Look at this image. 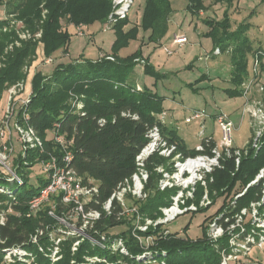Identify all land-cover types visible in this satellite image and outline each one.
I'll return each instance as SVG.
<instances>
[{
    "label": "trees",
    "instance_id": "16d2710c",
    "mask_svg": "<svg viewBox=\"0 0 264 264\" xmlns=\"http://www.w3.org/2000/svg\"><path fill=\"white\" fill-rule=\"evenodd\" d=\"M43 1L46 0H0V6L5 7L7 15L0 21V60L3 62L0 67V98L9 85L26 78L24 66L29 64L34 53L36 54L38 43L33 37L5 53L7 44L18 38L15 31L3 30L11 20L10 14H16L33 33L42 28L44 51L50 56L61 49L68 51L72 37L70 31L61 25L63 18H67L69 24L76 26L91 25L97 21L106 23L113 8L112 0H47L49 14L42 20L40 4ZM144 7V28L151 31L150 40H159L167 30L172 10L171 0H146ZM189 8L199 13L204 9L203 0H189ZM128 17L114 25L118 37L112 53L107 55L113 54L115 59H108L105 54L97 59L60 63L50 76L41 70L35 73L32 79L33 93L29 104L28 122L44 139L45 151L31 149L26 156L21 153L15 161L21 165L24 164L23 161L39 163L49 159L51 155L58 156L62 161L64 148L55 139V135H62L67 141H71L67 147L73 154L70 165L85 180L94 179L99 186V193L85 204V209H98L101 211V217L91 222L85 231L87 236L99 240L105 235L107 245L94 244L91 239L84 237L85 240L78 251L73 253L72 244L78 238L76 235L70 236L63 242V256L56 264H83L86 262L85 253L106 257L113 264H147L135 258L146 250V245L139 242L136 234L143 237L152 236L155 242L150 249L166 250V259L171 264H218L221 256L208 241L207 228L204 237L195 240L179 238V234L171 230L167 232L165 223L149 225L146 231H142L132 224V218L121 214L123 208L117 201L114 202L110 214L103 208V203L114 193L120 182L136 173V158L147 144V132L152 126L159 125L163 135L169 142L177 144L178 151L184 157L198 153L196 148L188 149L184 146L181 139L173 134V130H170L171 135L168 134L167 127H164L165 121L161 118V114L165 112L161 103L163 98L152 90L139 89L138 85L132 82L131 74L138 64L136 59H145L142 52H136L126 58L119 57V49L137 33L136 26L124 31V26L129 22ZM52 59L50 63L55 60ZM145 62V74L156 75L159 79L161 74L155 71L152 63L147 58ZM233 79L238 83V87L230 89V93H242L239 86L244 81L243 76L238 75ZM72 99L74 100L71 101ZM77 102H82L83 107L79 109L75 104ZM52 132L54 136L50 138L49 134ZM262 138L264 141V133ZM254 150L251 148L248 155L242 156L238 168L235 156L232 155L233 157L226 160L225 168L215 172V183L211 184L224 189V193L231 192L240 181V188L236 192L241 191L264 166V143L258 152ZM207 152H211L210 147H207ZM172 157L156 152L146 160L149 178L145 183V191H150V194L144 201H136L140 203L138 211L141 223H146L147 219L156 221L164 217L162 208L170 206L173 202L172 196L178 192L177 186L161 190L158 185L163 173L156 168ZM0 180L9 181L1 171ZM47 183L46 178L40 179L39 185H28L23 178V183L12 189L2 185L0 181V186L10 190L0 191V213L3 212L5 216L4 223L0 222V264L6 250L15 247L34 250L40 264H50L39 246L44 245L46 248L51 244L48 226L57 223L58 219L49 213L50 203H45L38 213L28 216L30 200L39 194ZM258 191L259 186L249 188L246 194L237 200L234 211L248 206L249 202L257 197ZM52 203L55 204L56 216L64 218L74 208L73 204H65L57 196L52 197ZM226 205L225 201L223 210ZM137 217L138 213L133 219ZM80 219L82 224L83 218ZM118 224H128L130 227L117 235H109V229ZM115 238H123L129 249L128 255L119 250L113 251L110 246ZM225 241L221 240V243ZM209 250L210 254L206 259H199L193 254L194 251L196 254L202 251L207 255ZM173 255L177 257V262L172 259ZM75 258L77 261L72 263Z\"/></svg>",
    "mask_w": 264,
    "mask_h": 264
},
{
    "label": "rangeland",
    "instance_id": "374dc122",
    "mask_svg": "<svg viewBox=\"0 0 264 264\" xmlns=\"http://www.w3.org/2000/svg\"><path fill=\"white\" fill-rule=\"evenodd\" d=\"M46 1L40 4L42 20H45L49 14ZM144 6H146V0H135L132 7H130L128 17L130 22L125 25L124 31L136 26L137 33L128 40L126 45L119 49L118 55L121 58H126L136 52H142L143 57L145 56V59L147 58L152 63L155 71L159 75L161 74L159 79L156 75L140 74L139 67L134 69L131 77L134 79L132 80L134 84L152 90L163 98L161 103L166 112L164 127H167L168 134L171 135L170 130H173V134L181 139L184 146L188 149H195L196 144L202 141L199 135L201 127L198 122H187L186 117L192 115L195 109H200L211 114L207 121L206 135L216 128L218 141L221 138V130L212 120V118H215L212 114L216 113L217 115L223 111L230 114L236 123L233 133L235 145L244 147L246 144L241 158L248 155L251 148L258 152L264 143L262 141L263 134L261 136L262 140L261 138L259 140V147L254 148L252 144L255 137H257L254 125L256 120L254 121L252 114L243 111L248 102V105L257 103L258 100L264 103V90H260L258 86V84L264 86V0H203L204 9L199 13L193 12L189 8V0H171L172 10L169 14L167 30L159 40L153 41L149 37L151 31L146 30L143 25ZM6 16L5 7L0 6V21L5 19ZM9 18L11 20L3 30L15 31L18 38L7 44L5 53L16 46H21L24 40L34 37L38 41L36 54L34 53L32 60L28 62L29 64L24 66L27 73L25 80L27 81L28 90L32 89L33 75L38 70L50 76L60 63H69L79 59L82 61L97 59L102 54H111L118 37L116 29L109 30L114 28L115 24L97 21L91 25H82L81 30L76 25L71 26L67 18H63L60 21L61 25L70 31L72 37L68 51L64 52L61 49L49 56L44 51L43 30L41 27L33 33L22 19L17 18L16 14H10ZM101 25H104V27L97 29ZM175 34H186L189 41L183 46L174 45ZM164 47H169L173 54H169ZM99 50L104 53L99 54ZM52 58L55 59L54 62L46 64V61ZM257 59L258 63L256 65ZM140 65L144 66L143 64ZM1 66H3L2 60H0ZM238 75H242L244 78L243 83L239 86L242 93L232 94L229 90L238 87V83L233 79ZM253 79H255V82L251 86L250 92L246 94V85ZM11 86L9 85L3 91L0 98V120L6 112L8 89ZM253 107H251L252 111L256 109ZM242 113L247 115V120L245 117L243 120L241 119ZM53 134V132L50 133L49 137H53ZM14 139V152L9 161L17 167L19 162L15 159L23 153V149L20 141L17 140L18 136L16 134ZM231 157L233 156L223 154L222 158L218 160L220 161L219 165L215 166L211 173H203L207 179L206 184L199 179L189 188L184 189L186 195L188 190L195 191L194 197L189 198L190 202L199 203L206 191L212 199L217 201L207 208L200 209L197 212H185L175 220L165 223L164 226L168 230L178 233L179 238L195 240L204 237L211 217L222 211L225 201L226 204L229 203L240 188V181L231 192L222 193L224 189H219L215 184L212 185L215 183V172L224 169L226 160ZM186 159L187 156L178 155L170 158L163 165L165 171L169 173L170 184L173 183L168 188L177 186L178 191L182 189L181 182L179 179L177 180L179 169L174 161H185ZM17 171L28 182V185H39L40 179L47 178V174L40 163H33L31 166H19ZM188 176L189 174L185 177ZM0 181L2 185L12 189L17 188L19 184L18 182L6 180ZM148 194H150V191H148ZM146 198L142 200L144 201ZM136 201V198L127 199L128 212L126 215H128V218H132V224L139 228L142 225L140 218L133 219V216L139 213L140 203L138 204ZM136 208L138 212L135 210ZM65 217V219H58L57 223L52 226H48L51 244L46 248L41 244L39 246L40 251L49 259L50 264H56L62 258L63 242L68 237L76 235L78 238L72 244L73 253L78 251L86 238L91 239L87 236L86 227L80 224L81 216L78 213L70 212ZM129 227L128 224H118L109 229L108 234L117 235ZM34 241L36 242V239ZM78 241L77 249L74 250V244ZM113 251L116 250L113 249ZM251 252L250 257L252 259L264 255V250L259 248H255ZM196 253L193 252L197 255V258L206 259L210 254V250L206 252L207 255H204L202 251ZM85 254L91 256L88 253ZM37 256L34 250L15 247L12 251L6 250L1 264H40ZM172 259L175 261L177 257L173 255ZM76 261L75 258L72 263ZM108 261L111 262L109 259ZM232 264H235V262H232Z\"/></svg>",
    "mask_w": 264,
    "mask_h": 264
},
{
    "label": "built area",
    "instance_id": "2783aa9c",
    "mask_svg": "<svg viewBox=\"0 0 264 264\" xmlns=\"http://www.w3.org/2000/svg\"><path fill=\"white\" fill-rule=\"evenodd\" d=\"M135 0H112L113 8L109 15L108 22L111 24H116L118 21L123 20L128 17L130 7H132ZM81 30L82 28L79 27ZM189 41L186 34H175L173 39V44L178 46H183ZM169 54H173V51L169 47H164ZM102 54L100 57H103ZM108 59H115L113 55H106ZM52 59L46 61V63L51 62ZM137 63L145 65L144 58H137ZM258 59L256 60V65ZM257 71V68L255 67ZM255 82V79L251 80L245 89V93L250 92L251 86ZM260 90H264V86L258 84ZM141 89L140 86H138ZM33 89H27V81L25 79L17 82L8 89V97L6 103V112L4 117L0 120V171L2 174L11 182L23 183V178L18 173L19 164L17 167L9 161L14 149V135L18 136L20 145L22 147L23 155L26 156L28 150L39 149V151H45V141L40 136L38 131L30 124V113L29 104L32 101ZM249 103V102H248ZM245 106V112L252 114L254 121L256 120L255 129L256 135L254 143L252 144L254 148H258L260 145V138L264 131V103L260 100L257 103ZM79 106V109L83 107L82 102L75 103ZM255 105V106H254ZM256 108L254 111L251 107ZM252 111V112H251ZM166 112L161 114L163 121L166 119ZM209 114L206 111L200 109H195L192 115L186 118L187 122H191L196 119L204 120ZM216 121L218 124V129L221 130V138L218 142L212 136H205V125L203 124L200 131V136L202 137L201 143L196 146L197 154L192 156H187L185 161H174L175 165L178 167L177 176H180L184 180H179L182 189L178 193L172 196L173 202L168 207H163L162 211L164 217H160L156 221L147 219L146 223H142L139 229L146 231L149 225H157L159 223H168L175 220L181 214L185 212H197L201 208L209 207L216 201L212 199L206 191L203 195L202 200L199 203L189 202V198H193L195 191L188 190L186 195L184 189L189 188L190 185L196 183L199 179L206 184L205 173H211L215 166L219 165L220 158L223 154L229 156L234 155L236 158L237 168L241 163V155L245 150L244 147H238L235 145L234 141V128L235 123L231 118V115L226 112H219L216 115ZM148 142L143 147L141 152L136 158L137 171L134 172L130 177H126L114 191V193L103 203V208L110 214L114 208V202L117 201L123 208L121 214H127V199L136 198L144 199L147 197L148 192L145 191V183L149 178V171L146 169V160L152 154L158 152L166 157H177L178 155H183L178 151V146L176 143L169 142V140L163 135L159 125L152 126L147 132ZM55 139L64 148V155H62V161L56 155H51L49 159L41 160L39 163L42 165L43 170L47 174L48 183L41 189L40 193L35 195L29 202L30 212L28 216L38 213L45 203L51 204V209L49 213L56 217L57 219H65L61 216H56L55 214V204L52 203V197L57 196L61 198V201L65 204H73L74 208L71 213H78L83 219L82 226L88 227V225L101 216V211L98 209L86 210L85 204L92 200L95 194L99 193V186L94 179L85 180L80 176L76 170L70 165L73 159V154L67 148L71 141H67L62 135H55ZM214 143V145H212ZM207 147H210L211 152H207ZM4 149V152H3ZM21 151V152H22ZM8 152V153H7ZM7 153V154H6ZM184 156V155H183ZM205 159L204 165L199 166L195 173L197 174L196 180L194 182L186 181L191 173L188 170H182L180 167L182 164L187 163L190 159ZM17 163V162H16ZM23 165L31 166L33 163L30 161H23ZM157 171L163 173V176L159 180V188L164 190L170 184L169 173L165 171L164 166H157ZM187 174H189L188 177ZM179 177L177 178V180ZM213 180V179H211ZM185 181V182H184ZM253 186H259V191L257 192V197L252 199L248 206H243L238 210L234 209L237 207V200L244 196L249 188ZM8 188L0 186V191H8ZM10 191V190H9ZM174 208L176 211L173 212ZM137 211V208L135 209ZM234 211L232 213L231 211ZM138 212V211H137ZM232 213V214H231ZM0 222L4 223L5 216L4 213L0 214ZM138 217L141 216L138 213ZM207 238L217 251L220 253L221 259L218 264H264V255L257 256L252 259L250 257L251 251L255 248L264 250V166L258 171L256 177L252 179L248 184L239 192L233 196V199L227 203L225 209L217 213L212 220H210L207 225ZM169 232V230H167ZM141 244L146 245V250L135 258L139 261H143L147 264H171L167 261L166 250H152L150 246L154 244L155 240L152 236L143 237L136 234ZM94 244L100 246H106V236L103 235L102 239H95L90 237ZM37 239L36 237L34 240ZM221 240H226L225 243H221ZM79 241L74 244L73 249H77ZM112 249L119 250L121 253L129 254V249L124 242L123 238L114 239L111 242ZM15 248L9 249L14 250ZM86 262L83 264H113L109 262L106 257L100 255L85 256ZM74 261V260H73ZM123 264H130L128 262H123Z\"/></svg>",
    "mask_w": 264,
    "mask_h": 264
},
{
    "label": "crops",
    "instance_id": "0c3cea01",
    "mask_svg": "<svg viewBox=\"0 0 264 264\" xmlns=\"http://www.w3.org/2000/svg\"><path fill=\"white\" fill-rule=\"evenodd\" d=\"M129 22H130V18H129ZM128 22V23H129ZM127 23V24H128ZM126 24V25H127ZM71 26H75L74 24H70ZM85 25V24H84ZM86 26V25H85ZM76 27H78L79 28V26H76ZM81 27V26H80ZM101 27H104V25L102 26H99L97 29H100ZM125 27V26H124ZM115 28H110L109 30H114ZM128 31V30H127ZM150 32V31H149ZM101 53H104L102 50H99V54H101ZM145 57V56H144ZM93 59H95V58H93ZM47 64V63H46ZM49 64H50V62H49ZM140 67V74L141 73H144L145 74V72H144V66H142V65H140V64H137L136 66H135V68L136 69H138ZM34 76V75H33ZM134 80V79H133ZM136 82H137V79H136ZM140 84V83H139ZM32 88V87H31ZM244 113H245V108H244V111H243ZM208 113V112H207ZM209 114V113H208ZM210 115L211 114H209V116L207 117V118H205L204 120H201V119H196V120H193V121H195V122H198L199 123V125H200V127H201V129H202V126H203V124L205 125V136H212V137H214V139L217 141V137H216V128H215V130L214 131H212V132H210L208 135H206V130H207V121H208V118L210 117ZM213 115V117H215V118H212V120L214 121V123L218 126V124H217V121H216V113L215 114H212ZM188 117V116H187ZM186 117V118H187ZM244 117L246 118V120H247V115L246 114H243L242 113V115H241V119L243 120L244 119ZM211 119V118H210ZM233 119V118H232ZM193 121H191V122H193ZM234 121V120H233ZM190 122V123H191ZM234 123H235V121H234ZM235 126H236V123H235ZM201 131V130H200ZM199 135H200V132H199ZM201 137V136H200ZM201 140H202V137H201ZM218 142V141H217ZM199 143H201V142H198L197 144H196V146L199 144Z\"/></svg>",
    "mask_w": 264,
    "mask_h": 264
},
{
    "label": "bare ground",
    "instance_id": "6f19581e",
    "mask_svg": "<svg viewBox=\"0 0 264 264\" xmlns=\"http://www.w3.org/2000/svg\"><path fill=\"white\" fill-rule=\"evenodd\" d=\"M202 161H206L205 159L203 160V159H201V158H199V159H190V160H188V162L187 163H184V164H182V166L180 167L182 170H188V171H190V173H191V175H190V177L186 180V181H189V182H194L195 180H196V173H195V170L199 167V166H202V165H204V162H202ZM179 176V180L181 181V180H184L181 176H180V174H178ZM185 182V181H184ZM176 211V208H174V210H173V212H175Z\"/></svg>",
    "mask_w": 264,
    "mask_h": 264
}]
</instances>
